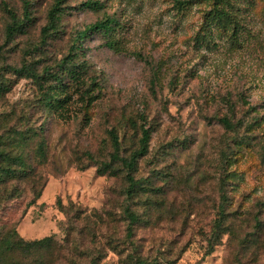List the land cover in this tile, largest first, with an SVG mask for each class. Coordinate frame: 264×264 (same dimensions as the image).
Listing matches in <instances>:
<instances>
[{
    "label": "rangeland",
    "instance_id": "rangeland-1",
    "mask_svg": "<svg viewBox=\"0 0 264 264\" xmlns=\"http://www.w3.org/2000/svg\"><path fill=\"white\" fill-rule=\"evenodd\" d=\"M54 1L0 0V135L25 134L6 151L27 164L0 184V233L50 237L39 257L2 264H264V0H62L42 39ZM9 11L29 16L11 38ZM106 19L108 34L87 31ZM64 60L78 83L52 80ZM24 64L45 79L17 75ZM50 87L62 107L42 105ZM222 117L241 124L225 129ZM141 123L150 141L134 175L145 190L127 198L123 172L97 166L109 129L128 156ZM220 203L226 233L215 240Z\"/></svg>",
    "mask_w": 264,
    "mask_h": 264
},
{
    "label": "trees",
    "instance_id": "trees-1",
    "mask_svg": "<svg viewBox=\"0 0 264 264\" xmlns=\"http://www.w3.org/2000/svg\"><path fill=\"white\" fill-rule=\"evenodd\" d=\"M174 1L175 4L179 6L189 3L188 0ZM82 5L86 8H98V4L92 0H87L82 3ZM64 11L65 7L62 6V0H55L47 12L46 25L41 29L42 39H46L50 34L54 33L58 29L60 19ZM9 16L11 17L12 21L7 27L6 35L8 38H11L15 33L20 32L23 29L25 22L29 20V16L27 13L24 15L22 20H17L12 11H9ZM112 22V19L96 22L89 26L87 31H99L104 34H108L111 30ZM87 37L88 34L86 31L80 32L77 35V39L79 41L84 40ZM72 54H76L74 50H71V54H69V56ZM14 72L23 78H30L34 81H37L38 84L41 83L40 80L45 79L44 75L39 76L32 67L25 64L18 69H14ZM60 74H66V76L70 77L75 83L79 82V72L73 69V65L70 63L67 64L66 60L61 63L59 72L52 75V80H54L55 83L61 82L59 80ZM48 76H51V73H49ZM84 96L85 95H82L81 97L83 98ZM41 103L45 108L62 107L64 105V101L58 99L56 95V87H50V89H46L42 92ZM133 122L135 123V121ZM218 122L228 130H235L241 124L240 121L232 122L228 117L219 118ZM144 124L145 123H141L139 126L140 136L138 139L137 148L133 150L128 156H123L121 154L120 141L116 130L114 128L109 129L107 131L110 145V152L108 154L109 159L108 161L100 162L97 166V172L99 174L117 176L119 172H123V177L126 182L124 193L127 198H134L138 191L145 190L144 181L142 179L136 178L134 175L136 163L138 159L146 155L150 141V130L148 127L145 128ZM16 135L17 136H12L7 134L5 137L0 135V184H5L9 180L20 178V176L26 172L25 167L27 164L23 155L20 153L11 154L10 152L6 151V146L9 144L19 147L22 140L26 138L25 134L20 132H17ZM42 148V142H39L37 145V153L41 156L44 154ZM220 192L221 198L224 200L225 194L222 187ZM225 211V205L220 203L217 210L218 218L213 227L215 240L219 239L226 233V228L224 229V222L226 220ZM125 216L129 222L128 225H133L139 220V217L132 210H130L128 206L125 208ZM49 243L50 237L33 241H23L20 238H17L15 232L0 233V264L3 263L6 257V259L12 260L10 255L15 253H25L27 255L34 254L36 257H39L36 254L45 249V247H48ZM212 244L214 243H209V252L211 248H213Z\"/></svg>",
    "mask_w": 264,
    "mask_h": 264
}]
</instances>
